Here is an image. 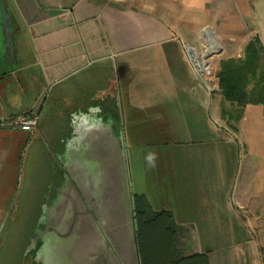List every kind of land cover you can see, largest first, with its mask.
<instances>
[{"label":"crops","instance_id":"0c3cea01","mask_svg":"<svg viewBox=\"0 0 264 264\" xmlns=\"http://www.w3.org/2000/svg\"><path fill=\"white\" fill-rule=\"evenodd\" d=\"M10 5L22 64L0 80V118L40 121L33 133L0 128L2 243L17 211L41 213L59 188L58 156L82 111L112 138L121 124L133 196L173 214L183 256L264 264V104H246L231 126L219 78L254 41L264 56V0ZM189 48L210 58L213 80Z\"/></svg>","mask_w":264,"mask_h":264},{"label":"water","instance_id":"95a60500","mask_svg":"<svg viewBox=\"0 0 264 264\" xmlns=\"http://www.w3.org/2000/svg\"><path fill=\"white\" fill-rule=\"evenodd\" d=\"M0 35L1 80L21 65L17 25L5 0ZM88 118L82 111L74 116L58 156L59 164L66 161L63 179L42 208L22 264H142L123 128L116 127L112 138Z\"/></svg>","mask_w":264,"mask_h":264},{"label":"trees","instance_id":"16d2710c","mask_svg":"<svg viewBox=\"0 0 264 264\" xmlns=\"http://www.w3.org/2000/svg\"><path fill=\"white\" fill-rule=\"evenodd\" d=\"M264 56L261 55L259 42L254 41L247 46L246 58L243 61L227 62L219 74L220 87L227 101L240 106V114L235 119L223 110L222 115L228 122H239L243 107L248 103L264 104ZM3 79V78H2ZM250 91L258 90L256 98L250 97ZM134 207L138 242L142 264H209L206 256L201 254L183 256L178 250V227L174 216L168 211H156L149 205L137 201L134 196ZM40 212L33 214L36 220ZM31 216V217H32ZM30 221L31 218H28ZM30 221H27L30 223ZM34 226L31 228L33 229Z\"/></svg>","mask_w":264,"mask_h":264},{"label":"rangeland","instance_id":"374dc122","mask_svg":"<svg viewBox=\"0 0 264 264\" xmlns=\"http://www.w3.org/2000/svg\"><path fill=\"white\" fill-rule=\"evenodd\" d=\"M0 47L1 49H3L1 35H0ZM14 85L15 86L17 85L16 81ZM253 86H254L253 83H251L249 86V91L253 88ZM258 94L259 92L256 89L254 91H250L251 98H256ZM229 102L232 105H234V107H228V109L225 111L230 114H233L232 117L235 119L236 117L239 116L241 108L237 103H233L231 101ZM238 123L239 122H236V120L230 121V125L233 127H235V125L237 126ZM25 201L26 199L23 198L22 202L25 203ZM32 215L33 212L30 213L27 210H23L22 212L17 211L14 214L13 223L10 224V227L8 228L6 227L5 229L6 232L8 231L6 241L2 243V239H0V264H22V262L26 258L25 254L30 248L29 244L32 241V238L34 237L36 231L35 228L33 229L31 228L34 225V221H35V218ZM28 218H31L32 220L30 221ZM27 221H30V223H28ZM179 253L180 255L183 254V252H179Z\"/></svg>","mask_w":264,"mask_h":264},{"label":"built area","instance_id":"2783aa9c","mask_svg":"<svg viewBox=\"0 0 264 264\" xmlns=\"http://www.w3.org/2000/svg\"><path fill=\"white\" fill-rule=\"evenodd\" d=\"M188 54L193 68L203 80H213L215 78L212 62L206 54L199 53L192 48L188 49ZM39 121L38 114H25L16 118H0V128L21 129L33 133L38 129Z\"/></svg>","mask_w":264,"mask_h":264},{"label":"flooded vegetation","instance_id":"af4514ba","mask_svg":"<svg viewBox=\"0 0 264 264\" xmlns=\"http://www.w3.org/2000/svg\"><path fill=\"white\" fill-rule=\"evenodd\" d=\"M8 4H9V6H10V8H11V5H10V0H5ZM12 9V8H11ZM61 164H65L66 163V161L64 160V158H62L61 159V162H60ZM61 164L59 165V179H60V182L62 181V179H63V170H62V168H61ZM58 183V182H57ZM53 189H55V190H57V185L56 186H53ZM54 190V191H55ZM53 192V191H52ZM54 193V196L53 195H51L50 194V196L49 197H47V200H46V204L45 205H49L50 203H51V201L54 199V197H55V194H56V192H53ZM39 216H40V214H39ZM39 218V217H38Z\"/></svg>","mask_w":264,"mask_h":264}]
</instances>
